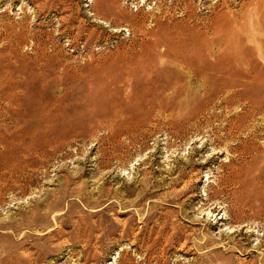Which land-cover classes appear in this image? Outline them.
<instances>
[{
    "label": "rangeland",
    "instance_id": "rangeland-1",
    "mask_svg": "<svg viewBox=\"0 0 264 264\" xmlns=\"http://www.w3.org/2000/svg\"><path fill=\"white\" fill-rule=\"evenodd\" d=\"M175 52L222 59L167 91L171 123L113 116L144 90L140 63ZM249 99H264V0H0V264H264ZM236 118L243 132L221 130Z\"/></svg>",
    "mask_w": 264,
    "mask_h": 264
},
{
    "label": "bare ground",
    "instance_id": "bare-ground-1",
    "mask_svg": "<svg viewBox=\"0 0 264 264\" xmlns=\"http://www.w3.org/2000/svg\"><path fill=\"white\" fill-rule=\"evenodd\" d=\"M212 25V24H211ZM215 25V24H214ZM210 26V25H209ZM215 27V26H213ZM212 28V27H211ZM218 28V27H217ZM193 29V28H192ZM207 29V28H206ZM210 29V28H209ZM209 32V30H207V33ZM150 33V32H149ZM212 33V32H210ZM216 33V32H215ZM208 35V34H206ZM214 35V34H213ZM201 37V35H200ZM151 38V37H150ZM209 39V38H207ZM212 40V39H211ZM156 42V41H155ZM173 44V43H172ZM177 45V44H176ZM171 46V44H170ZM159 47V46H158ZM176 48V47H175ZM171 49V47L167 46V50L166 52ZM214 49V48H213ZM162 52V51H161ZM168 54V53H167ZM171 54V53H170ZM161 57V56H160ZM173 61L170 63V66H163L162 68L160 67H154V66H151L148 69H144V64L140 63V67L142 68V71L145 72V79L143 80V87H144V90L142 91V93L140 94H137V93H132L131 95L127 96V99H126V104L128 106H131V109H118V106L119 104H115V105H112V108H111V113H113V116H115L116 118L120 119V121L122 120V118L126 117V118H129V119H136L137 117L140 118V120H144L146 119L147 117H153V120H160L161 118H164V119H168L167 121L170 122L173 117V113H172V106L174 105L175 103V97L173 98L170 97L168 98L166 95L167 91H173L172 94L175 96V94H177L178 96L180 95V90H184V91H188V89L190 88V83L192 80H195V83L196 85L198 83H200V81H198L197 83V80H199L201 77L200 75L204 72V65H198V63L200 61L202 62H205L207 60H210V62H212L213 65L217 66L218 63L221 61V56L220 54L218 53H213V52H209V55L206 56L205 54L203 55H188V54H184L182 52H178V53H174L173 56ZM210 58V59H209ZM139 59V58H138ZM199 61V62H198ZM161 62V61H160ZM209 62V63H210ZM152 63V62H151ZM237 65V64H236ZM162 66V65H161ZM229 66V65H228ZM239 66V64H238ZM163 69H169L170 73L172 74V76L168 79H164L162 77H160L158 74H160L159 72H161V70ZM128 70V69H127ZM148 70V71H147ZM131 71L132 69H129V71L127 72V75L128 77L131 76ZM147 71V72H146ZM164 71V70H163ZM140 74V73H139ZM252 74V73H251ZM144 75V74H143ZM204 75V74H203ZM211 75V74H210ZM138 76V75H137ZM208 78V77H207ZM207 78L206 79H203L204 80V83H206L207 81ZM141 80V77L139 78ZM202 80V79H201ZM206 80V81H205ZM217 81V80H216ZM127 83L129 84V82L127 81ZM141 83H142V80H141ZM140 83V84H141ZM142 83V84H143ZM9 84V83H8ZM60 86V85H59ZM63 85H61L62 87ZM206 86V84H205ZM192 87V86H191ZM195 87V86H194ZM204 87V85H203ZM233 87V86H232ZM4 88V86H3ZM13 88V87H12ZM193 88V87H192ZM5 89V88H4ZM60 89V88H59ZM197 89V88H196ZM204 89V88H202ZM206 89V87H205ZM208 89V88H207ZM241 89V88H239ZM61 90V89H60ZM65 90V89H64ZM199 90V89H198ZM201 90V89H200ZM222 90V89H221ZM227 90V89H226ZM235 90V89H234ZM234 90L233 91H230L228 90L226 92V97H225V101L223 100L226 108L229 104H231L229 102V100L231 99V95L234 93ZM9 91V90H8ZM209 91V90H208ZM225 91V90H224ZM196 92V91H195ZM199 92H202V91H199ZM206 92V91H205ZM220 92V91H219ZM222 92V91H221ZM239 92V91H238ZM170 93V92H169ZM203 93V92H202ZM225 93V92H224ZM63 94V93H62ZM61 94V95H62ZM168 94V93H167ZM201 94V93H200ZM218 94V93H217ZM235 94V93H234ZM233 94V95H234ZM108 95H109V92H108ZM196 95V93H195ZM194 95V96H195ZM204 94H202L203 96ZM220 95V94H219ZM241 95V94H240ZM5 96V95H4ZM106 96V95H105ZM198 98L202 97L199 95H197ZM196 96V97H197ZM217 96V95H216ZM225 96V95H224ZM245 96V95H243ZM212 97L211 94H206V99ZM221 97H223L221 95ZM235 97V96H234ZM232 97V98H234ZM263 97V96H262ZM5 98V97H4ZM52 98V96H51ZM58 99L56 101H52L49 103V105L52 107V111L58 113L59 110H60V107H61V97H57ZM188 98V97H187ZM195 98V97H193ZM205 98V96H204ZM204 98L202 99V101L204 100ZM215 98V97H214ZM50 99V97H49ZM56 99V98H55ZM185 99V98H184ZM247 100V98H245ZM13 100V99H12ZM178 100V98H177ZM186 100V99H185ZM193 102H194V99H192ZM236 100V98H235ZM181 99L179 100V102L177 103H180ZM184 101V100H183ZM181 101V102H183ZM239 101V100H237ZM44 102V101H43ZM245 102V101H244ZM9 103V102H8ZM19 103V102H18ZM242 103V102H241ZM236 104H238L236 102ZM247 104V107L249 106L250 109H251V116L252 117H255L256 115L258 114H262L264 115V99L263 101L261 102V100H256V99H249L248 100V103ZM7 105V104H6ZM21 105V104H20ZM44 105V104H43ZM42 105V106H43ZM47 104L45 103V106ZM179 105V104H177ZM239 105H240V102L239 104L237 105L238 108H239ZM243 105V104H242ZM245 105V104H244ZM243 105V106H244ZM5 106V105H4ZM13 106V105H12ZM41 106V107H42ZM241 106V105H240ZM242 106V107H243ZM184 107V106H183ZM207 101L206 102H202L201 104H199V106L194 109L192 112H190L188 115L184 116L182 118V121H184L185 123L187 124H192L193 122L195 123L196 121H198L200 119V116L203 115V112H205L204 110H206L207 108ZM211 107V105H210ZM214 107V106H213ZM230 107V106H229ZM228 107V108H229ZM236 107V106H235ZM245 107V106H244ZM43 108V107H42ZM48 108V107H47ZM46 108V109H47ZM222 108V107H221ZM225 108V107H224ZM227 108V109H228ZM237 108V107H236ZM214 109V108H213ZM45 110V109H44ZM49 110V109H48ZM50 110V112H52ZM210 110V109H209ZM209 110H206V111H209ZM230 110V109H229ZM38 111H43L42 110H38ZM114 111V112H113ZM211 111V110H210ZM232 110H230L229 112H231ZM4 112V111H3ZM2 112V113H3ZM41 112V113H42ZM46 112V110H45ZM49 112V111H48ZM177 112V111H176ZM234 112V111H233ZM242 112V111H241ZM1 113V114H2ZM6 114V112H4ZM62 113V112H61ZM211 113V112H210ZM228 113V112H227ZM236 113V112H235ZM244 113V112H243ZM49 114V113H48ZM245 114V113H244ZM248 114V112H247ZM49 115H52V114H49ZM58 115V114H57ZM60 115V114H59ZM208 115V114H207ZM210 115V118H208L209 120H211V118L214 116L213 114H209ZM231 115V114H230ZM237 115V114H235ZM3 116V114L1 115ZM8 116V115H7ZM176 116V115H175ZM247 116V115H246ZM243 117V118H246ZM18 117V116H17ZM56 117V116H55ZM60 118V116H59ZM170 118V119H169ZM227 118V117H226ZM233 118V117H231ZM242 118V119H243ZM263 118V117H261ZM216 119V118H215ZM252 119V118H251ZM54 120V119H52ZM59 120V119H58ZM177 120V119H174V121ZM224 120V119H223ZM253 120V119H252ZM18 121V120H17ZM173 121V122H174ZM247 121V120H246ZM256 121V120H255ZM172 122V121H171ZM170 122V123H171ZM258 122V120H257ZM169 123V124H170ZM241 122L236 118V120H225V123L223 124L222 126V129L221 130H224L226 129L227 127H229L230 129V133L229 134H239V132H243L245 130V128L240 124ZM260 123V122H259ZM52 124V123H51ZM50 124V125H51ZM251 124V123H250ZM254 124V123H253ZM119 125V124H118ZM115 126H116V121H115ZM51 127V126H50ZM249 127V126H248ZM247 127V129H248ZM253 127V126H252ZM262 127V126H261ZM52 128V127H51ZM259 128V127H258ZM246 129V130H247ZM52 130V129H51ZM252 130V129H251ZM250 130V131H251ZM248 131V130H247ZM260 133H261V130H260ZM56 135V134H55ZM119 135H124V134H119ZM253 135V134H252ZM251 135V136H252ZM257 135V134H256ZM255 136V135H254ZM256 138V137H255ZM54 139V138H53ZM252 144V143H251ZM250 144V145H251ZM236 147V146H235ZM241 148V146H240ZM244 148V146L242 147ZM251 149L252 151H258V149H256L253 145H251ZM241 151L243 149H240ZM245 150V149H244ZM238 151V150H237ZM246 151V150H245ZM246 152H244L245 154ZM243 154V153H242ZM241 154V155H242ZM8 264V263H6Z\"/></svg>",
    "mask_w": 264,
    "mask_h": 264
}]
</instances>
